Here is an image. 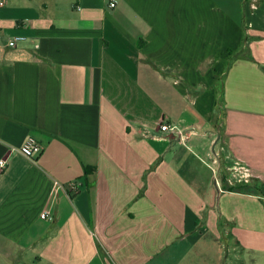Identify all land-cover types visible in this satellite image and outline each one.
Wrapping results in <instances>:
<instances>
[{"label":"crops","instance_id":"1","mask_svg":"<svg viewBox=\"0 0 264 264\" xmlns=\"http://www.w3.org/2000/svg\"><path fill=\"white\" fill-rule=\"evenodd\" d=\"M250 2L0 0V264H264Z\"/></svg>","mask_w":264,"mask_h":264},{"label":"built area","instance_id":"2","mask_svg":"<svg viewBox=\"0 0 264 264\" xmlns=\"http://www.w3.org/2000/svg\"><path fill=\"white\" fill-rule=\"evenodd\" d=\"M111 4L114 6L115 2H112ZM250 4H251V7L253 8H256L258 5L257 0H251ZM22 38H23L22 36L11 37L7 40V44L10 46H14L16 45L17 41ZM3 40H4V35L0 31V45H2ZM160 129L163 131L176 130L180 134H182V130H180L176 126H172L170 123L165 122V121H160ZM42 148H43L42 143H40L36 137L29 136L26 139V141L22 144V146L19 147V151L25 154L26 156L32 157L35 153L40 152ZM6 164H7V159L2 158L0 160V170H2L6 166Z\"/></svg>","mask_w":264,"mask_h":264},{"label":"rangeland","instance_id":"3","mask_svg":"<svg viewBox=\"0 0 264 264\" xmlns=\"http://www.w3.org/2000/svg\"><path fill=\"white\" fill-rule=\"evenodd\" d=\"M222 83V82H221ZM217 103H218V101H217ZM219 104V103H218Z\"/></svg>","mask_w":264,"mask_h":264}]
</instances>
